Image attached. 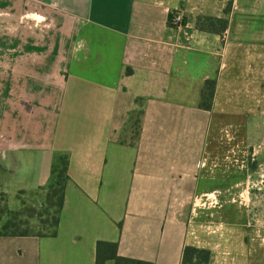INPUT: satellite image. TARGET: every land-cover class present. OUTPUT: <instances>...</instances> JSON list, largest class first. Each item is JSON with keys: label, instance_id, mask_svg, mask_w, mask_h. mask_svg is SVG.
Listing matches in <instances>:
<instances>
[{"label": "crops", "instance_id": "1", "mask_svg": "<svg viewBox=\"0 0 264 264\" xmlns=\"http://www.w3.org/2000/svg\"><path fill=\"white\" fill-rule=\"evenodd\" d=\"M18 1L55 13L67 51L0 74V193L9 211L39 209L57 158L69 178L56 235H0V264H95L99 241L152 264H181L186 246L210 264H264V220L249 222L237 178L264 158V0ZM174 12L190 28H171ZM210 17L227 19L222 34L194 26ZM19 171L30 201L11 210L2 180Z\"/></svg>", "mask_w": 264, "mask_h": 264}, {"label": "rangeland", "instance_id": "2", "mask_svg": "<svg viewBox=\"0 0 264 264\" xmlns=\"http://www.w3.org/2000/svg\"><path fill=\"white\" fill-rule=\"evenodd\" d=\"M54 15L55 13L48 8H42L37 4L30 5L18 0H0V74L6 72L10 73L11 70L20 72L22 68L26 69L28 64L27 61L35 63L37 59L40 61L42 59L50 60L51 58L55 60L57 54L59 55V59L61 56H64L67 51L68 33L66 34L63 24L58 18H55L56 16ZM195 25L196 22L194 26ZM56 42H59L57 47ZM31 44L34 46L39 44V47L41 45L42 48L39 49L38 54L37 52H22V46L28 45L30 47ZM8 46L13 48L6 50ZM11 63L12 65H8ZM23 63H25V65H22ZM57 66L58 64L53 67L52 72L56 70L57 74H63ZM46 84H52L53 89L56 90L59 81L46 82ZM54 90L52 92H54ZM136 118L138 120V117H132L131 122H135ZM125 137H128V135ZM260 150L261 147H257V151L259 152ZM249 152H252V148L249 149ZM256 157L255 159L257 160L253 162L250 160V157H248L247 164L250 170L247 174H250L249 177L244 174V176H238L237 178L241 183L243 182L242 186L245 184L249 187V192L251 193L249 196L252 197L254 205H256L252 211V220L249 222H253L252 225H256L254 229L260 230V221L264 220V210L261 209L262 206H260L263 205L264 207V158L260 153ZM252 172L253 174L251 175ZM18 174L20 175L16 176L15 174L11 176L6 174L3 176L2 180V186L6 190V198L11 210H16L30 201L29 194L15 190L17 186H22L20 184L21 180L19 179L22 172L19 171ZM1 195L0 193V196ZM245 197L246 195L239 196L240 201L242 200L244 203ZM228 199V194L223 195L221 205L227 204ZM209 201L210 200H207V198H204L205 207H208ZM26 216L27 215L19 217L15 222L26 221L25 225L20 226V230H27L32 234L51 231V229L46 226L41 227L39 224L36 225L33 221L36 219L35 217L28 219Z\"/></svg>", "mask_w": 264, "mask_h": 264}, {"label": "trees", "instance_id": "3", "mask_svg": "<svg viewBox=\"0 0 264 264\" xmlns=\"http://www.w3.org/2000/svg\"><path fill=\"white\" fill-rule=\"evenodd\" d=\"M228 25L225 18H198L196 27L199 30L220 35ZM216 80H206L200 91L199 108L210 112L214 98ZM67 161L64 157L57 158L50 172L48 185L45 188L46 195L43 205L39 210L24 206L21 211H9L3 195L0 196V235L27 236L32 235L27 230H20V226L26 221L16 220L27 215L28 219L36 218L39 226L51 229L50 232L38 233V236H55L59 223L60 212L64 204V190L68 180ZM6 218V220H5ZM8 219V220H7ZM118 244L99 241L96 244L95 264H106L113 261L114 264H152L150 262L121 257L117 254ZM212 254L209 250L186 246L182 251L181 264H210Z\"/></svg>", "mask_w": 264, "mask_h": 264}, {"label": "built area", "instance_id": "4", "mask_svg": "<svg viewBox=\"0 0 264 264\" xmlns=\"http://www.w3.org/2000/svg\"><path fill=\"white\" fill-rule=\"evenodd\" d=\"M168 25L171 28H182V29H188L190 28V23L185 21L184 17L180 13H171L170 18L168 21Z\"/></svg>", "mask_w": 264, "mask_h": 264}]
</instances>
